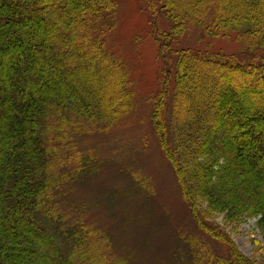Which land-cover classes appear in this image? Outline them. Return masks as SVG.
Returning <instances> with one entry per match:
<instances>
[{
	"label": "trees",
	"instance_id": "1",
	"mask_svg": "<svg viewBox=\"0 0 264 264\" xmlns=\"http://www.w3.org/2000/svg\"><path fill=\"white\" fill-rule=\"evenodd\" d=\"M139 3L141 12L166 13L171 31L163 47L195 29L264 50V0ZM117 7L114 0H0V264H74L87 248L81 225L59 222L66 176L56 164L59 155L85 168L69 130L86 134V122L108 132L111 123L127 122L134 96L128 65L107 43ZM177 53L167 68L175 84L155 96L151 120L183 194L193 214L229 237L226 225L251 218L264 233V64Z\"/></svg>",
	"mask_w": 264,
	"mask_h": 264
},
{
	"label": "rangeland",
	"instance_id": "2",
	"mask_svg": "<svg viewBox=\"0 0 264 264\" xmlns=\"http://www.w3.org/2000/svg\"><path fill=\"white\" fill-rule=\"evenodd\" d=\"M114 1L118 6L116 24L107 33V43L127 63L134 96L127 122L106 123L108 132H97L86 122V134H72L69 130L85 152V168L77 170L66 156L58 155L56 169L62 164L58 174L66 176L57 197L61 207L59 222H68L70 227L77 223V228L81 225L86 236V250L72 261L74 264H264V233L257 229L254 218L226 225L231 231L229 237L217 228L216 222L207 223L204 215L193 214L165 139L151 120L155 96L164 92L171 81L174 83L167 68L168 64L176 63L178 51L201 50L238 64L261 65L264 50L247 49L234 35L208 38L195 29L176 40L171 38L172 48H166L160 43L169 35L171 24L164 11L154 16L140 11L139 0ZM162 72L167 76L161 77ZM237 82L240 86L248 84L247 80ZM258 85L263 88L259 92L262 95L264 84ZM240 92L244 98L249 96L243 89ZM54 143L53 140L51 144ZM91 150L93 156L89 154ZM216 216H220L218 223L223 220L221 215ZM62 229L66 230V226ZM89 230L96 232L97 238L93 240L99 252L94 250ZM58 243L64 255V244L61 240Z\"/></svg>",
	"mask_w": 264,
	"mask_h": 264
}]
</instances>
